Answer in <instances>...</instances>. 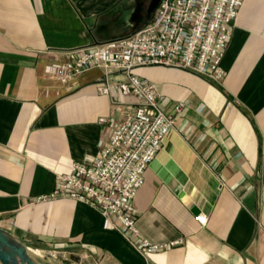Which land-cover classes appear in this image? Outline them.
Wrapping results in <instances>:
<instances>
[{
    "label": "crops",
    "instance_id": "1",
    "mask_svg": "<svg viewBox=\"0 0 264 264\" xmlns=\"http://www.w3.org/2000/svg\"><path fill=\"white\" fill-rule=\"evenodd\" d=\"M146 1L0 0V229L84 264H264V0H244L221 81L137 69L160 108L184 107L134 198L135 232L50 197L138 99L117 87L121 71L94 68L68 90L45 66L149 24ZM144 240L175 244L153 251Z\"/></svg>",
    "mask_w": 264,
    "mask_h": 264
},
{
    "label": "built area",
    "instance_id": "2",
    "mask_svg": "<svg viewBox=\"0 0 264 264\" xmlns=\"http://www.w3.org/2000/svg\"><path fill=\"white\" fill-rule=\"evenodd\" d=\"M243 3L244 0H160L149 24L92 48L73 51L65 61L45 66V73L68 90L94 68L106 74L121 71L127 79L117 87L138 99L134 111L118 119L90 164L73 163L70 173L57 177L51 198L64 197L86 204L111 223L135 232L134 198L184 107L178 104L171 111L160 108L155 86L136 71L160 66L221 81L231 29ZM108 90L106 87L104 91ZM106 122L101 118L97 123L103 126ZM195 219L205 227L206 216L199 214ZM174 244L156 245L144 240L145 247L153 251Z\"/></svg>",
    "mask_w": 264,
    "mask_h": 264
},
{
    "label": "water",
    "instance_id": "3",
    "mask_svg": "<svg viewBox=\"0 0 264 264\" xmlns=\"http://www.w3.org/2000/svg\"><path fill=\"white\" fill-rule=\"evenodd\" d=\"M160 0H150L147 14L150 18L157 8ZM123 6H119L118 8ZM124 36L123 34L108 38V40L117 39ZM0 262L1 264H37L35 258L28 253V248L17 239H14L2 229H0Z\"/></svg>",
    "mask_w": 264,
    "mask_h": 264
},
{
    "label": "rangeland",
    "instance_id": "4",
    "mask_svg": "<svg viewBox=\"0 0 264 264\" xmlns=\"http://www.w3.org/2000/svg\"><path fill=\"white\" fill-rule=\"evenodd\" d=\"M150 0L146 1V4L149 3ZM147 6V5H146ZM35 250L40 249L43 251H38V253L41 255V257L38 258V256L35 257V261L37 264H84L81 262V259L77 256H66L61 253H57L52 251L48 247H38L34 246L32 247ZM52 258V259H51ZM86 264H93L91 261H87Z\"/></svg>",
    "mask_w": 264,
    "mask_h": 264
},
{
    "label": "bare ground",
    "instance_id": "5",
    "mask_svg": "<svg viewBox=\"0 0 264 264\" xmlns=\"http://www.w3.org/2000/svg\"><path fill=\"white\" fill-rule=\"evenodd\" d=\"M28 253L31 257L35 258L36 256L41 257L38 251L28 248ZM52 259V258H51Z\"/></svg>",
    "mask_w": 264,
    "mask_h": 264
}]
</instances>
